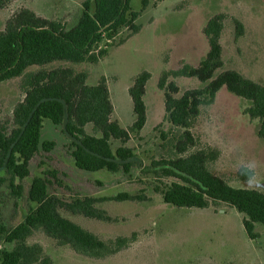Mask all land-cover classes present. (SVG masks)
Listing matches in <instances>:
<instances>
[{
	"label": "rangeland",
	"instance_id": "rangeland-1",
	"mask_svg": "<svg viewBox=\"0 0 264 264\" xmlns=\"http://www.w3.org/2000/svg\"><path fill=\"white\" fill-rule=\"evenodd\" d=\"M84 1L15 0L0 9V31L20 8L71 27L80 16ZM141 2L133 0L130 6L132 11L139 13L135 24L146 29L144 44L154 59L137 52L144 38L137 37L128 43L135 34L123 28L113 39H103L97 46L107 54L95 64L57 61L42 67L31 66L22 76L0 82V122L10 124L13 108L23 98L21 87L26 74L41 69H71L84 73L90 86L104 78L113 105L111 121L129 130L134 115L127 89L137 74L150 73L144 97L145 126L138 133L129 132L130 138L123 145L110 141L113 151L121 146L133 151L130 171L89 173L77 169L70 155L71 141L62 126L44 120L41 141L53 142L54 147L50 152L40 149L30 161L29 176L22 181L23 191L19 198L10 193L6 183L0 187V224L7 231L23 222L34 208L27 199L32 179L47 177L49 194L61 200L103 199L96 207L104 210L111 221L88 219L60 210L62 217L107 244L118 237L131 239L118 252L93 259L76 254L37 230L27 243L38 244L51 264H264L262 225L255 224L259 237L250 240L242 227L244 215L225 203H211L205 209L164 204L159 191L171 183L181 182L162 177L152 167L154 161L180 157L174 145L183 132L168 122L163 91L158 89L157 81L163 72L177 70L182 63L198 65L208 51L202 29L213 16L223 15L219 40L223 64L215 75L231 70L264 86V0H147L143 10ZM236 23L240 24L241 33ZM124 43L127 45L122 47ZM168 81H174L178 87L175 97L186 90L204 87L195 78L169 77ZM248 108L246 100L221 88L212 103L199 108L189 129L195 146L186 155L208 148L215 150L217 157L207 164L211 174L230 187L264 193V142L257 136L259 122L248 116ZM85 131L95 134L91 125H87ZM52 172H55L54 177ZM120 195L140 197V200H115ZM11 249L5 234H0V253Z\"/></svg>",
	"mask_w": 264,
	"mask_h": 264
},
{
	"label": "trees",
	"instance_id": "trees-1",
	"mask_svg": "<svg viewBox=\"0 0 264 264\" xmlns=\"http://www.w3.org/2000/svg\"><path fill=\"white\" fill-rule=\"evenodd\" d=\"M14 1L0 0V9ZM132 1L85 0L77 22L71 27L41 18L26 8L18 9L0 31V82L22 76L31 66L42 67L57 61L97 63L107 54L105 49H97L103 39H113L123 28L132 35L140 31L135 24L139 13L131 10ZM147 4V0H142V10ZM222 20L223 15H215L202 29L208 51L197 66L182 63L179 69L163 72L158 79L157 87L163 91L166 118L183 132L174 145L180 157L154 161L152 167L162 177L181 182L171 183L159 191L164 204L175 208L205 209L211 203H225L244 215L242 227L245 234L248 239L255 240L259 237L255 224L264 228V193L230 187L211 174L207 164L217 157L215 150L208 148L186 155L195 146L189 129L199 108L212 103L223 87L231 95L249 103L247 114L258 120L257 136L264 142V86L231 70L215 75L223 64L219 43ZM236 27L241 33L239 23ZM169 77L195 78L204 87L186 90L180 97H175L178 87L174 81H168ZM149 79L150 73L142 71L128 88L134 122L126 130L111 121L112 104L104 78L90 86L84 73H75L71 69H41L26 74L21 87L23 98L13 108L11 123L0 122V173L4 175H0V187L6 183L10 193L19 198L23 191L22 181L29 176L30 161L40 149L50 152L54 147L53 142L41 141L44 120L62 126L71 141L70 155L77 169L110 173L121 169L128 173L134 159L133 151L124 146L113 151L110 141H119L123 145L130 138L129 132L138 133L143 129L146 123L143 97ZM88 124L92 125L94 135L86 133ZM50 174L55 176V172ZM46 178L32 179L27 199L34 208L23 222L7 231L0 224V234H5V241L12 245L11 250L0 253V264H51L38 244L27 243L37 230L59 245L68 246L76 254L93 259L106 258L130 243L131 239L118 237L107 244L62 217L60 210L88 219L111 221L104 210L96 207L103 199L76 197L71 201L61 200L49 194ZM115 200H140V197L120 195Z\"/></svg>",
	"mask_w": 264,
	"mask_h": 264
},
{
	"label": "crops",
	"instance_id": "crops-1",
	"mask_svg": "<svg viewBox=\"0 0 264 264\" xmlns=\"http://www.w3.org/2000/svg\"><path fill=\"white\" fill-rule=\"evenodd\" d=\"M137 37H143L144 38V41L142 42L143 44L140 46V48H139V50H137V52L138 53H140L142 56H144V57H146V55L152 60V59H154L153 58V56H151V52L150 51H148V48H147V46L144 44V42L146 41V39H147V32H146V29H144V28H142V27H140V31L137 33V34H135L134 36H132L130 39H128L127 40V42L128 43H131L133 40H135V38H137ZM219 40H220V38H219ZM126 42V43H127ZM126 43H124V45H122V47L123 46H125V44ZM127 45V44H126ZM221 46V45H220ZM222 48V47H221ZM146 61H148V59L146 60ZM151 77V76H150ZM184 79V78H183ZM158 82V81H157ZM131 84H130V86L132 85V80H131V82H130ZM147 85V84H146ZM129 86V87H130ZM128 87V88H129ZM145 89H146V86H145ZM128 90V89H127ZM128 94V93H127ZM129 96V95H128ZM144 97H145V93H144ZM144 97H143V101H144ZM130 98V97H129ZM131 101V100H130ZM132 104V103H131ZM145 104V103H144ZM112 113H113V105H112ZM111 116H112V114H111ZM111 118V117H110ZM146 124V123H145ZM88 125H91V124H88ZM87 126V125H86ZM85 126V127H86ZM92 126V125H91ZM145 126V125H144ZM89 173H91V172H89Z\"/></svg>",
	"mask_w": 264,
	"mask_h": 264
}]
</instances>
